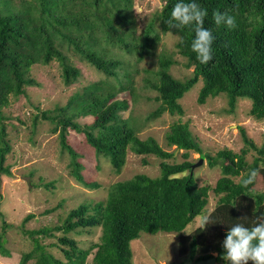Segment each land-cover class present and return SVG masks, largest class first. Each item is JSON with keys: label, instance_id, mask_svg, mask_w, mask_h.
<instances>
[{"label": "trees", "instance_id": "1", "mask_svg": "<svg viewBox=\"0 0 264 264\" xmlns=\"http://www.w3.org/2000/svg\"><path fill=\"white\" fill-rule=\"evenodd\" d=\"M177 2L180 0H163L157 16L163 33H169L166 21ZM183 2H195L207 10L204 27L214 38L213 59L208 64H200L196 59L191 50L195 34L190 27L172 29V35L177 37L175 48L185 59V67H192V76L183 82L175 80L168 71L172 59L166 56L159 59L157 79L149 85L160 102L153 117L165 112L182 116L178 100L201 79L198 104L225 94L229 109L233 110L237 98H246L251 101L249 116L255 120L264 119V0ZM131 8L132 0H28L21 2L17 9L10 0H0V175L10 174L4 165L10 146L6 118L1 109L8 105L10 96H24V87L35 84L29 75L31 66L57 61L61 66L62 81L69 85L79 77L80 71L68 63L65 52L114 79L118 77L116 70L121 63L109 56L107 46H118L126 52L136 53L138 58L151 52L157 40L151 35V25L145 28L138 41L126 39L133 38L126 28L132 24ZM214 12L234 16L236 27L217 26L213 20ZM125 80L127 84L119 83L117 91L106 90L101 83L83 88L74 93L65 106L55 109L56 115L50 116L49 111L40 112L42 120L54 125L52 132H58L59 144L70 157L71 176L85 187L97 185L84 182L78 155L67 144L69 131L82 134L94 153L106 158L116 174L124 166L128 151L160 160L173 156L152 137L140 139L131 121L120 117L128 104L126 100H119L117 94L133 95L130 75L127 74ZM79 117H92L93 121L80 125L75 122ZM36 121L37 116L33 126ZM240 135L244 148L239 154L223 150L214 157L202 154L186 123H173L165 135L167 147L192 151L199 155V159L205 158L210 168L219 165L222 174L212 189L219 198L207 216L208 225L179 238L180 253L187 252L189 261L210 259L216 254V263L226 264L221 257L228 230L236 224L251 228L258 218H264V193L254 191L253 183L247 187L241 183L242 178L256 170L258 162H264V159L257 158L247 166L244 155L252 149L264 157V150L257 149L243 130ZM182 158L178 164L161 162L160 174L156 178L140 174L113 184L103 204L97 203L93 208L80 205L68 213L62 226L54 230L66 234L77 228L100 227V241L90 249H95L91 264H132L130 243L141 234H180L196 217L203 215L210 189L197 186L190 170L192 164L187 161L188 154L183 153ZM244 169L247 170L245 176L234 182L232 178L240 176ZM186 171L189 172L187 175L177 177ZM29 218L26 217L25 222ZM47 232V229L24 231L32 238L34 251L24 255L20 264L33 258H36L35 264H85L90 250L79 249L76 241L66 236L58 239L65 261L47 253L36 238ZM4 245L5 239L0 235V255L7 257L9 253Z\"/></svg>", "mask_w": 264, "mask_h": 264}, {"label": "rangeland", "instance_id": "2", "mask_svg": "<svg viewBox=\"0 0 264 264\" xmlns=\"http://www.w3.org/2000/svg\"><path fill=\"white\" fill-rule=\"evenodd\" d=\"M10 1L17 9L21 2L28 0ZM162 5L163 0H132V24H128L126 28L133 38L126 39L138 41L145 28L151 25V35L156 36L157 40L149 54L138 58L136 53L126 52L117 48L118 46L104 45L110 50L109 56L121 63L116 70V79L105 76L89 63L65 52L68 63L80 71L79 77L73 83L64 84L61 66L57 61L46 65L35 64L29 72L35 84L24 87V96H10L8 105L1 109L6 118L7 141L10 146L4 165L9 168L10 174L0 175V235L5 239L4 247L9 253L7 257L0 255V264H20L24 255L33 253V240L24 231L47 229L45 235L34 237L47 253L61 261L65 260L58 239L63 236L76 241L79 249L90 250L93 244L100 241V227L77 228L66 234L61 230H54L62 226L70 211L80 205L93 208L97 203L103 204L109 188L117 182L130 180L140 174L150 178L158 177L161 162L181 163L183 153L188 154V162L196 164L199 160L198 154L167 147L165 135L173 123L188 125L204 155L214 157L223 150L239 154L244 148L240 130L245 132L257 149L264 150V119L255 120L249 116L251 101L237 98L234 109L230 110L226 95L220 94L198 104L201 79L178 100L177 103L183 111L182 116H172L165 112L153 117L160 102L156 100L157 93L149 85L157 79L159 59L162 56L172 59L173 64L168 71L175 80L183 82L192 76V67H185V59L175 48L177 37L163 33L159 27L157 16ZM127 74L132 79L133 95L125 92L117 94L119 100H126L128 104L127 110L122 111L120 117L131 121L140 139L152 137L164 151L172 152L173 156L160 160L154 156H138L128 151L124 166L116 174L106 158L94 153L82 134L69 131L67 144L78 155L77 162L82 165L84 182L97 185L94 188L85 187L71 176L70 157L59 144L58 132H52L54 125L42 120L40 112L49 111L50 116L56 115L55 109L65 106L74 93L92 84L101 83L104 89L117 91L119 83L127 84ZM36 116L37 121L33 126ZM92 121V117H79L75 120L80 125L90 124ZM257 158L264 159L252 149L244 155L247 166H251ZM255 171L257 175L252 188L256 192L264 193L263 161L258 162ZM188 173L186 171L177 177ZM191 173L198 187L205 186L210 189L203 215L196 217L180 234H141L130 243L132 264H184L187 261V252L184 255L180 253L179 238L189 236L201 227V218L208 216L216 207L219 197L214 195L212 189L222 177L220 166L210 168L203 157L202 163L193 168ZM246 173L247 170L244 169L240 176L232 180L238 182ZM89 213L92 214L90 210ZM26 217L30 218L25 222ZM94 252L95 249L90 250L85 264H91ZM35 259L27 261L26 264H35Z\"/></svg>", "mask_w": 264, "mask_h": 264}, {"label": "clouds", "instance_id": "3", "mask_svg": "<svg viewBox=\"0 0 264 264\" xmlns=\"http://www.w3.org/2000/svg\"><path fill=\"white\" fill-rule=\"evenodd\" d=\"M207 10L198 3L177 2L171 10L170 18L166 21L169 35L172 29L190 27L194 31L195 38L191 43V50L196 54L200 64H208L213 59V35L204 27ZM213 20L217 26L223 24L228 29L236 27L235 17L227 13L214 12ZM257 172L251 171L246 178L241 179L244 187L252 184ZM209 217L201 218L200 226L208 225ZM224 254L222 259L226 264H264V218H258V222L251 228L243 224L232 226L226 233L222 243Z\"/></svg>", "mask_w": 264, "mask_h": 264}, {"label": "water", "instance_id": "4", "mask_svg": "<svg viewBox=\"0 0 264 264\" xmlns=\"http://www.w3.org/2000/svg\"><path fill=\"white\" fill-rule=\"evenodd\" d=\"M201 163H202V159H199L196 164L191 165L190 170H192L193 168L199 166ZM184 264H216V258L213 257V258L206 259V260H199L197 262H192V261L187 260V261H185Z\"/></svg>", "mask_w": 264, "mask_h": 264}]
</instances>
